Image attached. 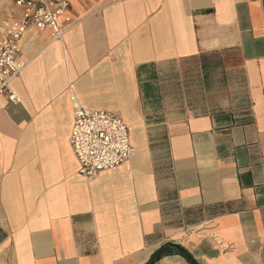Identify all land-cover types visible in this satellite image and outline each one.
<instances>
[{
    "label": "crops",
    "instance_id": "obj_1",
    "mask_svg": "<svg viewBox=\"0 0 264 264\" xmlns=\"http://www.w3.org/2000/svg\"><path fill=\"white\" fill-rule=\"evenodd\" d=\"M69 16L61 40L27 28L0 95V264H264V0ZM78 104L123 119L129 161L79 174Z\"/></svg>",
    "mask_w": 264,
    "mask_h": 264
},
{
    "label": "built area",
    "instance_id": "obj_2",
    "mask_svg": "<svg viewBox=\"0 0 264 264\" xmlns=\"http://www.w3.org/2000/svg\"><path fill=\"white\" fill-rule=\"evenodd\" d=\"M72 0H17L21 11L0 37V95L10 102L16 96L9 83L25 63L18 58L19 41L28 27L48 30L52 40H61L74 24L69 16ZM69 146L79 164V174L94 178L125 164L133 154L129 126L116 113L90 110L78 104L74 110Z\"/></svg>",
    "mask_w": 264,
    "mask_h": 264
},
{
    "label": "rangeland",
    "instance_id": "obj_3",
    "mask_svg": "<svg viewBox=\"0 0 264 264\" xmlns=\"http://www.w3.org/2000/svg\"><path fill=\"white\" fill-rule=\"evenodd\" d=\"M17 0H0V37L7 25L11 23L17 16L15 2Z\"/></svg>",
    "mask_w": 264,
    "mask_h": 264
},
{
    "label": "trees",
    "instance_id": "obj_4",
    "mask_svg": "<svg viewBox=\"0 0 264 264\" xmlns=\"http://www.w3.org/2000/svg\"><path fill=\"white\" fill-rule=\"evenodd\" d=\"M163 255H165L164 252V248L159 250L158 252H156L151 259L149 260V262L147 264H153L155 263L157 260H159Z\"/></svg>",
    "mask_w": 264,
    "mask_h": 264
},
{
    "label": "water",
    "instance_id": "obj_5",
    "mask_svg": "<svg viewBox=\"0 0 264 264\" xmlns=\"http://www.w3.org/2000/svg\"><path fill=\"white\" fill-rule=\"evenodd\" d=\"M174 247H175V246H174ZM175 249H177V247H175ZM192 264H196V263L192 262Z\"/></svg>",
    "mask_w": 264,
    "mask_h": 264
}]
</instances>
